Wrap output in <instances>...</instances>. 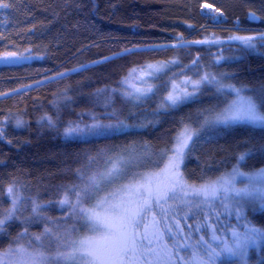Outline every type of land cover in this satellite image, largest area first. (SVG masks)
Listing matches in <instances>:
<instances>
[{
	"label": "trees",
	"instance_id": "obj_1",
	"mask_svg": "<svg viewBox=\"0 0 264 264\" xmlns=\"http://www.w3.org/2000/svg\"><path fill=\"white\" fill-rule=\"evenodd\" d=\"M4 2L10 7L0 8V55L36 58L0 65V215L11 207L9 185L23 193L16 218L0 232V252L27 243L50 223H75L59 201L71 186L82 185L111 161L146 153L149 162H157L144 168L160 166L162 152L169 151L184 126L196 132L182 168L188 182L225 174L243 152L250 151L240 164L243 171L264 168V128L204 125L206 116L229 103L232 94L205 84L192 99L162 107L174 80L208 70L224 74L226 82L253 97L264 91V48L245 50L237 42L214 41L264 27V0ZM204 3L222 12V27L213 26ZM250 12L262 20L251 23ZM152 63L167 64L154 92L142 101L128 97L123 80L132 69ZM117 120L128 127L103 137L64 135L70 123ZM17 121L23 123L17 126ZM33 201L41 205L39 216L32 212ZM249 219L264 228V210ZM248 259L264 264V245L252 249Z\"/></svg>",
	"mask_w": 264,
	"mask_h": 264
},
{
	"label": "snow or ice",
	"instance_id": "obj_2",
	"mask_svg": "<svg viewBox=\"0 0 264 264\" xmlns=\"http://www.w3.org/2000/svg\"><path fill=\"white\" fill-rule=\"evenodd\" d=\"M8 7L10 4L0 0V8ZM205 7L210 6L206 5ZM219 11L216 9V12ZM250 15L255 18V13ZM230 39L239 41L245 50H255L258 45L264 48V32L255 35L234 36ZM196 43H204V41H196ZM20 59H27V57L18 56L15 53H7L4 57H0V60L9 63L18 62ZM193 64H196V61H193ZM136 71L137 69H132L130 75ZM148 75H152V73H148ZM205 84H214L217 91L225 95L234 94L236 99L232 100L219 113L206 118L204 125H250L264 128V91L255 97L245 96L242 94L244 89L237 88L232 84H224L215 75L207 72L200 75L198 80L185 81L186 87L182 91L169 92L164 97L162 107H175L188 101L199 91L200 86ZM188 86L192 88L191 92L187 90ZM150 92H153L151 87L147 89L135 88L133 91H128L127 96L139 100ZM22 123V121H17V126ZM49 123H52L51 119H49ZM126 127L128 125L119 120L114 124L94 122L83 127L70 123L64 129V135L66 137H103ZM195 134L186 129L177 138V146L172 149L173 155L167 157V163L163 170L167 174L166 183L163 186L158 182V174H141L139 180L122 185L118 190L127 194V200L121 198L118 203H112L110 198L116 199L117 194L109 193L108 196L97 201L95 208H103L104 215L96 212L95 208L85 209L81 205L85 200L96 197L100 190V181L112 182L120 179L124 175L123 166L128 163L127 161L119 158L112 161L111 168L103 173L88 176L82 185H73L64 193V198L59 201V204L62 207L67 206L73 210L74 214L81 216L85 221V227L93 233L101 234L102 240H98L94 236H85L66 244L58 243L54 254H48L46 251H41L40 248H33L29 242L28 247L19 246L16 249H9L8 254L17 256L15 264H172L173 256H177V261H183V264H222V262L227 264L229 261L232 264H249V249L264 244V228L255 226L245 214L246 205H258L261 210H264V169L245 172L240 168V164L250 155V151L238 155L237 164L230 174L201 186L197 193L198 195L202 194L205 198L213 199L222 195L223 200L231 201V206L223 205L224 209L226 212L235 213L243 224V231L232 229L231 239L213 234L212 239L218 241L215 247L209 244L203 236L191 245L187 244V237L183 238V244L180 241H175L173 245L175 249L178 250L181 247L191 249V259L187 261H184L183 257H179L175 251L168 249L166 245L161 249H145L137 241L135 228L140 224L143 216L150 214L153 207H158L166 218L165 205L168 204V201L182 200L186 195L185 188L191 187L184 182L179 168L183 162L184 150L189 148V142ZM262 150H264V146H262ZM238 180L243 184V187H237ZM7 194L11 198V207L0 215V232L5 231L8 221L16 218L17 206L21 202V197L14 185L7 187ZM32 203L33 214L39 216L41 205L34 201ZM211 227L215 232L214 226ZM145 229H147V225H145ZM26 234L27 229L21 233V235ZM42 235L55 238L57 242L60 239L51 228H45ZM35 240L40 241L41 236H35ZM0 264H8V262L0 261Z\"/></svg>",
	"mask_w": 264,
	"mask_h": 264
},
{
	"label": "rangeland",
	"instance_id": "obj_3",
	"mask_svg": "<svg viewBox=\"0 0 264 264\" xmlns=\"http://www.w3.org/2000/svg\"><path fill=\"white\" fill-rule=\"evenodd\" d=\"M203 12L209 17V20L214 23L213 26L222 27V25L218 24V23L222 22L223 17H222V15H220V13L216 12V9H214V7H212L209 11H204V9H203ZM259 32H264V27H253L248 32L233 33L230 36H228L226 39H223L221 37H217V38H214V41L217 43H221V42H237V43H240L237 40L230 39V37L243 36V35H255ZM210 41H211L210 39L205 40V42H207V43ZM257 50H258V46H257V49H255L253 51H257ZM6 54H2V55H0V57H4ZM15 54H18V56L27 57V59H20L18 62H14V63H9V62H5L3 60H0V65H2V64H19V63L27 62V61H30V60L36 58L33 54L31 55L28 53H20V54L15 53ZM221 60L222 59H219V60H217V62H219ZM149 66H151V67H149ZM166 67H167V64H165V63H152V64H147L143 67L138 68L137 71L135 73H133L132 75H130V73L132 72L131 71L129 73V75L123 80L124 90L128 92V91H133L135 88L147 89V88L151 87V88H153V92H154V90L156 88V83H155L156 78L164 69H166ZM205 72L215 75L218 79L222 80V82L224 84H232V83H228L225 81L224 74H221V73L217 74L213 70L212 71L208 70ZM205 72H203V73H205ZM148 73H152V75H148ZM199 78H200V76L196 77V78L188 77V76L180 77L171 83L169 92H173V91L180 92L186 87L185 81H187L189 79L198 80ZM125 81H127V83H125ZM232 85H234V84H232ZM202 86L203 85L200 86L199 91H200ZM234 86L237 88H242V87H239L236 85H234ZM242 89H244V88H242ZM187 90L189 92H191L192 88L190 86H188ZM199 91H197L193 97H195ZM153 92L147 93V95L143 96L139 100H137L135 98L134 99L137 101H142V100L148 98ZM168 93L164 97H166L168 95ZM242 94L245 96H251V95L247 94L246 91H244ZM232 95H233V98L229 101V103H231L232 100L236 99L235 95L234 94H232ZM163 103H164V98H163ZM229 103H227L221 109L207 115L206 118H209L210 116H212L216 113H219L225 107H227V105ZM97 122H99V121H97ZM100 123L112 124L111 122H108V123L100 122ZM81 127H83V126H81ZM122 129H126V128H122ZM186 129H189L193 132L195 131L190 126H184L176 134L175 139L173 141V144L171 145V148L169 149V151H167V152L163 151L162 152V155L164 157L163 162H161V165L156 167L155 169H148L147 170V168H144L147 165L148 166L154 165V163L157 162L156 160H151L152 162H149V158L147 159L148 155L146 153L140 154V155H135V156H133L134 158H131V157H121L120 158L119 157V159H122V160L128 162L126 165L123 166L124 175L120 179L114 180L112 182H109L107 180L100 181V183H99V189L100 190L97 192L96 197L94 199L85 200L82 203L81 207H83L85 209H93V208H95L97 201L99 199L105 197V196H108L109 193H116L117 194L116 199L112 200L110 198V202H112V203H118L121 198H124L125 200H127L128 199L127 194L125 192L118 191V190L121 188L122 185H127V184L132 183L136 180H139L141 174H152V173L158 174V177H157L158 182L161 184V186H163L166 183V179H167V174L163 172V170L165 168V164L167 163V157L173 155L172 149L177 146V138ZM194 133H196V132H194ZM194 136L195 135L192 136V140H193ZM192 140L189 142V146H190V143L192 142ZM187 150L188 149L184 150L185 154H184L183 162L180 164L179 171L182 174L184 182L187 185H190L191 187L185 188L186 195L183 196L182 200L177 199L176 201H172V200L168 201V204L165 205V207L167 209V216L168 217L171 216L173 219H180L182 221L185 220L184 219L185 217H187L189 219V221L196 220L193 225L194 226L195 225L203 226V224H204L205 226H207V228L209 230L205 229L204 234L208 235V236L213 233L210 230L211 225L209 223H213V221H217L220 223V222H222V219L225 222L230 221L231 223H235L237 225L239 224L238 226L242 229L241 231H243V224L236 217L235 213L234 212H226L224 209L223 205L228 204L229 206H231V201L223 200L222 195L217 196L216 198L213 199V198H205L202 194H199V195L197 194L199 189L201 188V186L208 184L210 181H216L220 177L227 176L228 174H230L232 172L233 168L231 170H229L228 172H226L225 174H223V175H221L215 179L200 183V185L187 183L186 178L184 176V173L182 171ZM111 166H112V161L110 163H108L107 165H105L102 169L93 172L91 175L103 173L107 169L111 168ZM262 169H264V168H262ZM245 172H247V171H245ZM237 187H243V184L240 183L239 180L237 181ZM15 189H16L18 195L21 197V202L17 206L19 209L20 205L22 203L23 193L21 192V190L18 187H15ZM64 207L68 208L67 206H64ZM68 210L71 213V216L73 217L75 223H66L65 222L66 224L65 223L61 224V226H56V225H58L57 223H55V224L50 223L49 228H51L53 230V232L56 234V236L60 238L58 242L55 238H49V237L43 236L42 235L44 233L43 232V233L39 234L41 236L40 241H36L35 236H34V237H32L33 239H31L27 243H20L19 245L12 247L10 249H16L19 246L28 247L29 242H31L33 248H40L41 251H46L48 254H54L58 243L59 244H66L70 241L81 239L85 236H94L96 239L102 240L101 234L93 233V232L89 231V229L87 227H85V221L83 220V218L81 216L74 214L73 210L70 208H68ZM212 210H215L214 214H213ZM95 211L100 213L101 215L105 214L103 208H95ZM258 211H261V209L258 205H256V206L246 205L245 206V214H246L248 220H250L249 219L250 213H255ZM208 218H211L212 220L209 222ZM213 218H214V220H213ZM216 229H217V227H216ZM211 239H212V235H211ZM263 245L264 244H261L259 246H255V247H251L249 249V254H250V251L252 249L260 250V248ZM8 253H9V249H7L5 251H1L0 252V261H6V262H8V264H15V262L17 260V256L14 254H8ZM248 261H249V259H248ZM229 262H231V261H229ZM229 262H227V263H229ZM249 264H250V262H249Z\"/></svg>",
	"mask_w": 264,
	"mask_h": 264
},
{
	"label": "flooded vegetation",
	"instance_id": "obj_4",
	"mask_svg": "<svg viewBox=\"0 0 264 264\" xmlns=\"http://www.w3.org/2000/svg\"><path fill=\"white\" fill-rule=\"evenodd\" d=\"M187 183L190 182L187 181ZM212 212L214 214L215 210H212ZM184 219V221L180 219H173L171 216H166L165 218L159 211L158 207H153L152 212L143 216L140 224L135 228L137 241L145 249H161L166 245L168 249L175 251L179 257H183L184 261H187L191 259V249L188 247H181L177 250L173 247L175 241H180L183 244V238L187 237V244L191 245L194 244L195 241L201 236H203L209 244H212L213 247H215L218 241L211 239V235L213 236V234H215L216 236H222L231 239L232 229H237L239 231L242 230L238 226L239 224L237 225L235 223H231L230 221L225 222L223 219L220 223L217 221L209 223L212 219L208 218V223L215 228V232L213 231V227L210 228L213 233L208 236L204 234L205 229H208L207 226L204 224L203 226H194L193 224L196 220L189 221L187 217ZM145 225H147V229H145ZM197 228H199V231H197ZM172 264H183V261H177V256H173ZM222 264H224V262ZM227 264H232V262Z\"/></svg>",
	"mask_w": 264,
	"mask_h": 264
},
{
	"label": "water",
	"instance_id": "obj_5",
	"mask_svg": "<svg viewBox=\"0 0 264 264\" xmlns=\"http://www.w3.org/2000/svg\"><path fill=\"white\" fill-rule=\"evenodd\" d=\"M251 13H255V12H250V13L248 14V19H249V21H250L251 23L258 24V23L261 21L260 16L257 15V14L255 13V18H253L252 15H250Z\"/></svg>",
	"mask_w": 264,
	"mask_h": 264
},
{
	"label": "built area",
	"instance_id": "obj_6",
	"mask_svg": "<svg viewBox=\"0 0 264 264\" xmlns=\"http://www.w3.org/2000/svg\"><path fill=\"white\" fill-rule=\"evenodd\" d=\"M207 6H210V7H205V9L209 11L212 8V6L211 5H207Z\"/></svg>",
	"mask_w": 264,
	"mask_h": 264
},
{
	"label": "bare ground",
	"instance_id": "obj_7",
	"mask_svg": "<svg viewBox=\"0 0 264 264\" xmlns=\"http://www.w3.org/2000/svg\"><path fill=\"white\" fill-rule=\"evenodd\" d=\"M206 4H208V5H211V6H213L212 4H209V3H206ZM214 7V6H213ZM204 11H206L205 9H204ZM258 15V14H257ZM260 16V15H259ZM224 18V17H223ZM260 18H261V20H262V17L260 16Z\"/></svg>",
	"mask_w": 264,
	"mask_h": 264
}]
</instances>
